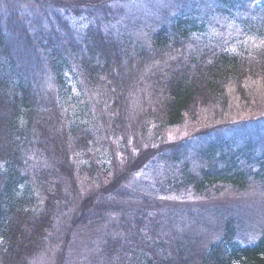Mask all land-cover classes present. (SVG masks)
<instances>
[{
    "label": "trees",
    "instance_id": "16d2710c",
    "mask_svg": "<svg viewBox=\"0 0 264 264\" xmlns=\"http://www.w3.org/2000/svg\"><path fill=\"white\" fill-rule=\"evenodd\" d=\"M117 1L0 0V264L78 230L100 236L101 264H264V228L246 240L228 208L216 238L165 231L139 192L152 183L126 188L160 161V191L264 188V110L229 115L264 104V0H168L148 43L114 24ZM202 110L211 123L166 139Z\"/></svg>",
    "mask_w": 264,
    "mask_h": 264
},
{
    "label": "rangeland",
    "instance_id": "374dc122",
    "mask_svg": "<svg viewBox=\"0 0 264 264\" xmlns=\"http://www.w3.org/2000/svg\"><path fill=\"white\" fill-rule=\"evenodd\" d=\"M207 2L209 5L211 4L210 0ZM113 5L123 10V13L116 12L117 21L114 24L120 21L122 24L129 25L136 36L141 37L146 43L149 42V39L147 37L145 39L143 36L147 33V29H153L157 26V22L162 19L163 11L159 6H168V9L165 10L170 15L174 10V7H171L172 5H168V0H123L117 1ZM224 21L225 19H221L218 21L219 25L218 23L211 25V32H220L218 27H223L224 24L222 23ZM225 28L229 30V27ZM257 87L259 88V86ZM263 105V101L260 100L252 110L234 108L229 115L234 117L257 115L263 112ZM205 111L202 110L195 120H186L180 126L164 128L163 132L166 139L176 140L185 137L189 133L200 129L201 126H204L203 124L207 125L205 122L211 123V120H207ZM132 147L133 144L131 145ZM143 147H145L144 143L141 144V148ZM115 151V154L120 157L121 154L117 153V149ZM118 157L117 161L119 162L120 158ZM198 161L196 158L190 160L191 166H196ZM171 167L172 165L170 164L164 165L163 161H160L155 169L149 164L148 167L145 166L138 172L131 174L128 180L129 185L126 186L128 190H132L141 181H144L145 184H148V182L152 183L141 187L139 192L148 194L152 191L156 195H150L148 201H155L159 205V208H154L158 210L152 211H159L162 214L160 219L162 218L161 223L167 227L165 231L169 229L183 232L188 229L189 232H196L197 235L200 234L206 239L216 238L220 235V229L222 228V220L221 218L219 219V214L225 208L230 210V214L236 217L240 215L246 220V222L240 221L241 227L239 226L240 233L246 240H250L255 236L256 232L264 228V188L259 183L252 181L241 192L232 190L228 185L215 187L204 193H196L191 188L178 193L165 189L160 191V186L158 188V185L154 182L153 174L159 178V181L160 179L162 181L164 176H167L171 171ZM135 189L136 191L139 190L138 188ZM172 200L174 203L171 202ZM165 207H167L166 211ZM171 207H178L179 210H173ZM188 212H191V216ZM193 218H196L197 223V227L194 230L193 228L190 229ZM168 219L171 220V226H168ZM84 233L85 231L80 230L77 233H73L72 237L64 241L59 248L47 251L48 253L43 254L33 264H101L103 256L101 255L100 236H96L93 240L89 238L92 233L83 235Z\"/></svg>",
    "mask_w": 264,
    "mask_h": 264
}]
</instances>
